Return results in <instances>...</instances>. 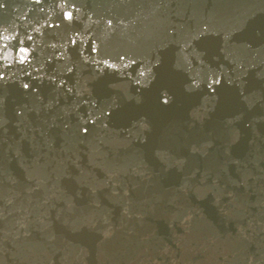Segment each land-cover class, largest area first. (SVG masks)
<instances>
[{"label":"water","instance_id":"water-1","mask_svg":"<svg viewBox=\"0 0 264 264\" xmlns=\"http://www.w3.org/2000/svg\"><path fill=\"white\" fill-rule=\"evenodd\" d=\"M0 264H264V0H0Z\"/></svg>","mask_w":264,"mask_h":264}]
</instances>
